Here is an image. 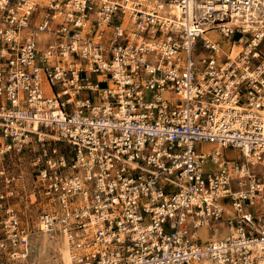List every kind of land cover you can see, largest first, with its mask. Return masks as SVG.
Here are the masks:
<instances>
[{"label": "built area", "instance_id": "2783aa9c", "mask_svg": "<svg viewBox=\"0 0 264 264\" xmlns=\"http://www.w3.org/2000/svg\"><path fill=\"white\" fill-rule=\"evenodd\" d=\"M263 46L264 0H0V264L16 158L72 264H264Z\"/></svg>", "mask_w": 264, "mask_h": 264}, {"label": "rangeland", "instance_id": "374dc122", "mask_svg": "<svg viewBox=\"0 0 264 264\" xmlns=\"http://www.w3.org/2000/svg\"><path fill=\"white\" fill-rule=\"evenodd\" d=\"M205 148L206 150H209L213 149V146L208 145ZM13 163L14 164L12 166L14 173L22 172L24 176V183L21 189L20 197L16 200V203L13 204V208L22 217L24 223L29 224L31 230L33 231V235L30 237L29 255L25 264H62L59 245L64 241L66 242L64 238L51 236L46 233L49 236V242L45 248H43L41 236L45 232L41 231L39 227V217L42 209H45L46 207L31 201L32 180L34 174L30 161L26 159L19 161L18 158H16ZM195 232L200 238V242H207L216 237L219 239L225 238L228 234V228L221 225L218 235H215L211 229L206 227L197 228Z\"/></svg>", "mask_w": 264, "mask_h": 264}, {"label": "bare ground", "instance_id": "6f19581e", "mask_svg": "<svg viewBox=\"0 0 264 264\" xmlns=\"http://www.w3.org/2000/svg\"><path fill=\"white\" fill-rule=\"evenodd\" d=\"M41 240L43 243V248L48 244L49 242V236L46 233H43L41 236ZM59 251L61 254V262L62 264H72V257L69 251V248L66 244V242H62L59 245Z\"/></svg>", "mask_w": 264, "mask_h": 264}]
</instances>
